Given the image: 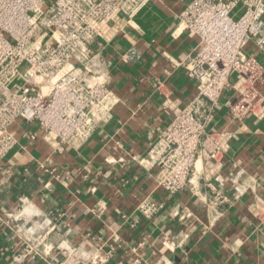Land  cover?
Here are the masks:
<instances>
[{
    "label": "crops",
    "instance_id": "obj_1",
    "mask_svg": "<svg viewBox=\"0 0 264 264\" xmlns=\"http://www.w3.org/2000/svg\"><path fill=\"white\" fill-rule=\"evenodd\" d=\"M191 1L152 0L109 40L93 43L109 62L119 103L81 149L60 154L36 126H14L19 144L0 163V264H14L19 253L6 214L22 207V221L37 228L35 243L49 253L23 264H61L56 247L64 241L79 249L72 264L88 256L98 257L88 264H264V219L249 210L256 197L264 200V118L232 119V92H225L208 129L231 132L223 173L242 171L252 184L245 196L209 209L213 197L200 175L171 194L136 161L172 109L196 95V82L181 63L194 56L198 41L175 34ZM31 133L39 139L31 141ZM143 202L162 209L149 218L138 209Z\"/></svg>",
    "mask_w": 264,
    "mask_h": 264
},
{
    "label": "built area",
    "instance_id": "obj_2",
    "mask_svg": "<svg viewBox=\"0 0 264 264\" xmlns=\"http://www.w3.org/2000/svg\"><path fill=\"white\" fill-rule=\"evenodd\" d=\"M151 1L0 0V163L19 144L13 131L18 122L36 126L41 140L60 154L78 151L109 122L119 99L109 62L93 43L109 40ZM183 33L198 41L194 56L181 63L196 82V95L187 106L172 109L168 124L136 161L171 194L200 175L213 197L207 205L214 209L245 196L252 186L242 171L225 176L232 134L210 131L208 123L228 91L232 119L264 118V0H192L179 16L175 34ZM30 139L39 135L31 133ZM138 209L150 218L162 206L143 202ZM24 210L6 214L19 237L14 264L49 254L35 243L37 228L22 221ZM249 210L264 219V200L256 197ZM56 250L61 264H72L79 255L68 241ZM97 258L81 261L96 263Z\"/></svg>",
    "mask_w": 264,
    "mask_h": 264
},
{
    "label": "rangeland",
    "instance_id": "obj_3",
    "mask_svg": "<svg viewBox=\"0 0 264 264\" xmlns=\"http://www.w3.org/2000/svg\"><path fill=\"white\" fill-rule=\"evenodd\" d=\"M238 11V9L232 13V17H234L235 19H237L239 17V15H236L235 13Z\"/></svg>",
    "mask_w": 264,
    "mask_h": 264
}]
</instances>
